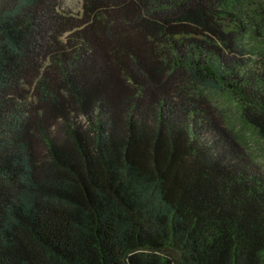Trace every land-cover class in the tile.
<instances>
[{
    "label": "trees",
    "instance_id": "trees-1",
    "mask_svg": "<svg viewBox=\"0 0 264 264\" xmlns=\"http://www.w3.org/2000/svg\"><path fill=\"white\" fill-rule=\"evenodd\" d=\"M245 132L264 0H0V264H264Z\"/></svg>",
    "mask_w": 264,
    "mask_h": 264
},
{
    "label": "rangeland",
    "instance_id": "rangeland-1",
    "mask_svg": "<svg viewBox=\"0 0 264 264\" xmlns=\"http://www.w3.org/2000/svg\"><path fill=\"white\" fill-rule=\"evenodd\" d=\"M64 6L72 10L73 12H79L81 9V0H63ZM231 117L234 118L233 110H230ZM246 133V132H245ZM249 144V149L252 153L258 158L264 159V149L259 141L255 139V137L247 132L244 136Z\"/></svg>",
    "mask_w": 264,
    "mask_h": 264
}]
</instances>
